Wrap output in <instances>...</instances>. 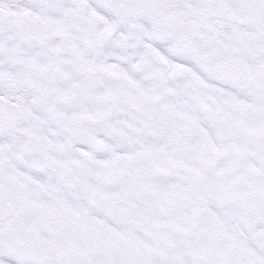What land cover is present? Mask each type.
Instances as JSON below:
<instances>
[{
	"label": "snow or ice",
	"instance_id": "1",
	"mask_svg": "<svg viewBox=\"0 0 264 264\" xmlns=\"http://www.w3.org/2000/svg\"><path fill=\"white\" fill-rule=\"evenodd\" d=\"M0 264H264V0H0Z\"/></svg>",
	"mask_w": 264,
	"mask_h": 264
}]
</instances>
